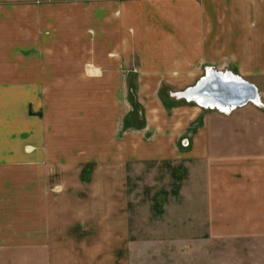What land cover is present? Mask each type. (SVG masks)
Listing matches in <instances>:
<instances>
[{"label":"crops","instance_id":"crops-1","mask_svg":"<svg viewBox=\"0 0 264 264\" xmlns=\"http://www.w3.org/2000/svg\"><path fill=\"white\" fill-rule=\"evenodd\" d=\"M208 70L252 84L257 105L226 114L178 98ZM130 80L145 124L174 110L160 90L181 105L182 149L168 144L174 135H164L165 124L155 125L156 143L144 148L151 160L182 154L171 177L182 170L183 241L181 248L171 241L166 263L179 264L178 249L181 264H264V0H0V250L33 252L39 264H128L119 227L95 235V184L83 192L73 189L78 181L63 183L78 162H49L46 122L27 110L39 112L40 91L69 90L73 98L128 90ZM70 137L68 152L77 156L84 144ZM122 180L108 173L98 194L120 200ZM117 215L125 234L126 214Z\"/></svg>","mask_w":264,"mask_h":264},{"label":"rangeland","instance_id":"rangeland-1","mask_svg":"<svg viewBox=\"0 0 264 264\" xmlns=\"http://www.w3.org/2000/svg\"><path fill=\"white\" fill-rule=\"evenodd\" d=\"M130 87L128 90H82L78 91V96L73 98H71L72 91L69 90L40 91L39 97L43 103H41L39 112L34 114L31 107L27 112L29 115H41L46 122L48 136L51 137L47 140L50 151L48 157L53 156V159L49 160L51 164L55 162L53 160H61L63 163V160L66 161L68 157V161L78 162L76 164L78 169L73 170L71 175L61 176L63 183H69L71 180L78 181L80 186L73 187V189H83V192L86 191L87 185L90 188L92 181L95 184L93 186L96 189L95 235L102 237L104 227L117 226L121 229V235L127 237L128 264H167L170 254L166 252V249L171 247V241H174V245L180 248L183 241L181 231L183 202L180 194L182 170H176L175 177H171L172 169L178 165L181 166L182 154H174L169 160L161 158L151 160L148 159L151 155L145 153L144 148L156 143V133L160 130H155V125L165 124L169 128L165 129L164 135H174V140L171 139L168 144L182 149L183 125L180 120H176V111L181 109V105L177 107L172 104L168 100L169 92L160 90L158 96L164 106L174 110L161 121L154 123V127L150 126L149 123L145 124L142 118L143 111L138 105L132 80H130ZM132 94L135 97L134 101L130 99ZM55 106L61 109V116L59 115L61 118L58 114L55 115ZM76 107L78 110H74ZM258 107L264 106L261 104ZM102 109L105 111L102 112ZM76 112L77 126L71 123ZM228 124L223 121L224 129ZM62 128L67 136L64 134L60 140L54 135H60ZM70 133L75 136L73 140L84 144L79 147L80 151L77 156H71L68 152L73 148L70 146L72 142ZM158 140L161 145H168L167 140ZM60 142L63 145L62 148H49L51 143L54 145ZM108 173H111L112 177L119 175L123 179L122 191L125 189L126 194H121L120 200L113 197L108 200V196L103 198L97 192L102 187L99 186L101 179ZM172 186L174 194L170 193ZM65 189L69 192L71 188L65 186L60 193ZM153 197H155L157 206ZM118 211L126 214L125 234L122 228V217L124 216L121 215L120 218L117 215ZM171 225H175V233L168 234L166 228ZM191 236L195 239L200 237V235L193 234ZM175 250L172 256L181 264L184 257L182 251ZM226 252H229V258L235 254L232 251ZM194 253L196 254L194 257H198V251L195 250ZM136 254L139 256L136 257ZM39 262L33 252L0 250V264H39Z\"/></svg>","mask_w":264,"mask_h":264},{"label":"water","instance_id":"water-1","mask_svg":"<svg viewBox=\"0 0 264 264\" xmlns=\"http://www.w3.org/2000/svg\"><path fill=\"white\" fill-rule=\"evenodd\" d=\"M209 72L210 70L207 71L206 75L196 84L195 87L182 92V96L190 91L197 93L195 95H197V97H201V101L203 103L209 104L206 106L216 107L218 109L220 106L226 109H233L241 107L247 103H255L256 101H259L258 90L252 84L242 81L236 76H232L235 80H233L232 77H229L228 80V78L225 79L221 77V73L213 71ZM225 74L223 73V75ZM183 97L189 100L187 97ZM190 100L197 103L194 99ZM198 105L206 107L200 103Z\"/></svg>","mask_w":264,"mask_h":264},{"label":"bare ground","instance_id":"bare-ground-1","mask_svg":"<svg viewBox=\"0 0 264 264\" xmlns=\"http://www.w3.org/2000/svg\"><path fill=\"white\" fill-rule=\"evenodd\" d=\"M211 72V71H210ZM209 72V73H210ZM214 72V71H213ZM212 72V73H213ZM221 77H223V78H225V79H227L228 78V80H229V77H232V75H230V74H225V75H223L222 73H221ZM233 78V77H232ZM233 80H235L234 78H233ZM239 80V79H238ZM195 94H197V93H194V92H189V93H187V94H185V95H183V96H185V97H187L189 100L190 99H194V100H196L197 101V103L199 104H203V105H209L208 103H203L202 101H201V97H197V95H195ZM182 96V93L181 94H179L178 95V97L179 98H182L183 97ZM256 103H258V101H256L254 104H256ZM212 106V105H211ZM208 108L210 107V106H207ZM205 109V108H204ZM226 108H224V107H221L220 106V108L218 109V110H221V111H226V112H229L230 111V109L229 108H227L226 110H225Z\"/></svg>","mask_w":264,"mask_h":264},{"label":"trees","instance_id":"trees-1","mask_svg":"<svg viewBox=\"0 0 264 264\" xmlns=\"http://www.w3.org/2000/svg\"><path fill=\"white\" fill-rule=\"evenodd\" d=\"M131 97H130V99L132 100V101H134L135 100V97H134V95L132 94V95H130ZM126 124H127V122H125Z\"/></svg>","mask_w":264,"mask_h":264},{"label":"built area","instance_id":"built-area-1","mask_svg":"<svg viewBox=\"0 0 264 264\" xmlns=\"http://www.w3.org/2000/svg\"><path fill=\"white\" fill-rule=\"evenodd\" d=\"M230 112V111H229ZM229 112H227V113H229Z\"/></svg>","mask_w":264,"mask_h":264}]
</instances>
